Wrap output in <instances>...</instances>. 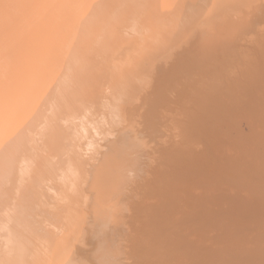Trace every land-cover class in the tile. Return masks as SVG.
I'll return each mask as SVG.
<instances>
[{"label": "bare ground", "instance_id": "6f19581e", "mask_svg": "<svg viewBox=\"0 0 264 264\" xmlns=\"http://www.w3.org/2000/svg\"><path fill=\"white\" fill-rule=\"evenodd\" d=\"M263 197L264 0H0V264H264Z\"/></svg>", "mask_w": 264, "mask_h": 264}, {"label": "rangeland", "instance_id": "374dc122", "mask_svg": "<svg viewBox=\"0 0 264 264\" xmlns=\"http://www.w3.org/2000/svg\"><path fill=\"white\" fill-rule=\"evenodd\" d=\"M256 19H257V18H256ZM256 19H254V21L257 23V20H258V19H257V20H256ZM254 21H253V22H254ZM258 21H260V20H258ZM255 22H254V23H255ZM254 23H253V24H254ZM254 25H255V24H254ZM247 30H249V29H247ZM247 30H245V32H247ZM242 32H243V31H242ZM248 32H249L250 34L252 33V35H249ZM248 32H247L248 35L245 33V34H246L245 37L248 36V38L245 39V41H248V42H249V43H246V44L244 43L245 41H243V38H244L243 36H244V35H243L242 38H241V37H240V34H242V33H241V32L238 33V35H239V37H240V39H241V41H240V40H239V41L242 42V43L239 42V44H241V45H240L241 47H242V45H243V47L245 48L247 44H248V46H250V45H251V44H250V43H251V42H250L251 38H252L254 35L256 36L255 33L253 34V32H250V31H248ZM232 33H236V32H232ZM232 33H230V35H232ZM230 35H229V36H230ZM238 35H237V36H238ZM224 36H225V35H224ZM232 36H233V35H232ZM249 36H250V37H249ZM251 36H252V37H251ZM202 37H203V36H202ZM225 37H226V36H225ZM233 37H234V36H233ZM239 37H238V38H239ZM231 38H232V37H231ZM231 38H229V39H231ZM235 38H236V36H235ZM235 38H234V39H235ZM238 38H237V39H238ZM220 39H221V38H220ZM222 39H223V40H224V39H228V37H226V38H222ZM234 39L232 38V40H234ZM235 40H236V39H235ZM192 41H193V40H191L190 43H191ZM237 42H238V41H237ZM243 43H244L245 45H244ZM235 44H236V43H235ZM230 45H231V44H230ZM237 45H238V44H237ZM214 46H215V45H214ZM215 47H216V46H215ZM241 47H240V48H241ZM243 47H242V49H243ZM230 49H231V48H228V50H230ZM202 50L204 51L205 49H201V51H202ZM197 51L200 52L198 49H197ZM203 51H202V52H203ZM205 51H206V50H205ZM175 55H176V54H175ZM175 55L173 54V56H175ZM171 57H172V56H171ZM173 58L176 59V56L173 57ZM173 58H172V59H173ZM169 59H170V58H169ZM169 59H168V61H170ZM200 59H201V58L199 57L198 60H200ZM168 61L165 62V63H167L166 65L169 67L170 62H168ZM175 62H176V60H175ZM175 62H171V65H172L173 63H175ZM171 65H170V66H171ZM167 66H166V67H167ZM181 78H182V77H181ZM181 78H180V80H181ZM186 78H188V79H186V80L188 81V80H190L191 77H186ZM192 78H193V77H192ZM194 78H195V77H194ZM194 78H193V79H194ZM170 79H171V78H170ZM173 79H174V78H172L170 81H168V82H170L168 85H170V86L172 85V81H173ZM166 80H167V79H166ZM180 80L177 81V83H178L177 86H178V87H179V85H181V82L179 83ZM186 80H183V81L181 80V81H182V82H185ZM187 81H186V82H187ZM192 81H193V80L191 79V82H192ZM164 82H165V81H164ZM166 83H167V82H166ZM186 84H189V83L187 82ZM186 84H185V83H184V84L182 83V85H185V86H186ZM168 85H167L166 88H169V87H170V86L168 87ZM164 86H165V83H164ZM180 87H181V86H180ZM180 87H179V88H180ZM181 89H182V88H181ZM170 93H172V92H170ZM170 93L168 94V95H170V98H169V96H167V97H168V99H171V100H172V99H173L174 92H173V95H171ZM175 93H177V92H175ZM171 96H172V97H171ZM174 96H175V95H174ZM174 99H175V98H174ZM174 99H173V100H174ZM178 100H180V99H176V100H175V103H176ZM170 103H172V101H170ZM176 105H177V104H174V105L172 104L173 107H175ZM158 106H159V104H158ZM170 109H172V107H170ZM173 109H175V108H173ZM173 109H172V110H173ZM169 111H170V113H172V115H173V112H174V113L176 112V110H175V111L173 110V112H172L171 110H169ZM169 111H167V113H169ZM170 113H169V114H170ZM243 127H244V126H243ZM263 198H264V197H263ZM260 201H261V200H260ZM260 201H259V203H260V205L262 206L263 204H261V203H264V202H260ZM262 201H263V199H262ZM260 205H259L260 212L262 211L261 213H263L264 208H263V210H261L262 208H260V207H261ZM262 207H264V205H263ZM258 216H259V214H256V217H255L253 220L258 219ZM233 222H234V221H233ZM238 222H240V221H238ZM238 222H237V223H238ZM234 223H235V222H234ZM229 224H231V223L229 222ZM259 227H261V226H258L256 231L259 230V229H258ZM254 231H255V230H254ZM254 231H253V232H254ZM256 231H255V232H256ZM253 232H252V233H253ZM255 232H254V233H255ZM246 240H247V239H244V240H241V241H237V243L241 245V244L247 243ZM245 241H246V242H245ZM233 242H234V241L232 240V246L235 245V244H233ZM235 242H236V241H235ZM235 242H234V243H235ZM239 242H240V243H239ZM229 243H230L229 245H231V242H229ZM237 246H239V245H236L235 247H237ZM235 247H234V248H235ZM234 250H235V249H234ZM232 252H234V251H232ZM257 262H258V261H257ZM259 263H261V260L258 262V264H259ZM149 264H153V263H150V262H149Z\"/></svg>", "mask_w": 264, "mask_h": 264}]
</instances>
